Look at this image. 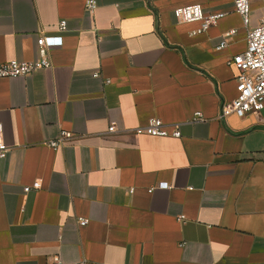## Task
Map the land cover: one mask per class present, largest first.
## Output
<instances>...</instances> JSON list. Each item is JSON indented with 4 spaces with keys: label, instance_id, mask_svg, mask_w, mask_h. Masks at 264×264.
Listing matches in <instances>:
<instances>
[{
    "label": "crops",
    "instance_id": "crops-1",
    "mask_svg": "<svg viewBox=\"0 0 264 264\" xmlns=\"http://www.w3.org/2000/svg\"><path fill=\"white\" fill-rule=\"evenodd\" d=\"M87 1L0 0V63L51 43L49 68L0 78V264H264V109L218 120L264 0L247 29L234 0ZM192 4L225 16L192 35ZM151 118L180 137L135 135Z\"/></svg>",
    "mask_w": 264,
    "mask_h": 264
},
{
    "label": "built area",
    "instance_id": "built-area-1",
    "mask_svg": "<svg viewBox=\"0 0 264 264\" xmlns=\"http://www.w3.org/2000/svg\"><path fill=\"white\" fill-rule=\"evenodd\" d=\"M234 12L239 15L242 25L247 29L249 22L250 0H234ZM87 11L91 14L95 9L94 0H88L86 4ZM177 21L179 23H194L200 24L199 28L192 32V35H200L209 27L225 16L224 13L205 14L203 8L199 4L186 5L178 7L176 10ZM66 22L58 23V30L65 31ZM235 33L234 30L229 31L224 36H231ZM245 50L242 53L234 55L227 65L233 66L237 70L235 76V97L229 102H223L220 105L218 112V120L224 121L229 115L233 114L238 118H244L250 114L259 113L264 109V19H261L258 26L254 29H247L245 32ZM46 38L39 37L36 40V58L30 61H19L12 59L0 63V78L16 79L26 77L32 73L44 70L50 67V61L47 51L49 45ZM226 41L221 39L216 50H221L226 47ZM97 77L96 74H94ZM202 116L199 112L194 113L192 121H202ZM134 134L137 136L149 137H172L179 138L180 132L177 127L168 131L165 124L157 118L148 119L145 125L136 127ZM112 133L115 131L114 125H110L107 129ZM71 134L66 131L58 133L55 139L47 141L45 144L48 148L56 151L65 146ZM8 149L3 142L0 134V160L5 159ZM165 183H160L157 188H166ZM29 189H24L28 192ZM151 191V189H150ZM80 226H84L86 221L79 219ZM51 264H84V262L64 263L59 258L54 257Z\"/></svg>",
    "mask_w": 264,
    "mask_h": 264
}]
</instances>
